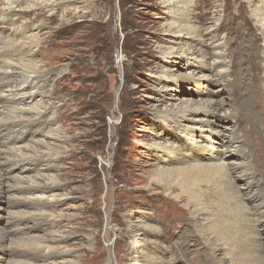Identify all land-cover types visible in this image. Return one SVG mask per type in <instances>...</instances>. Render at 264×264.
Instances as JSON below:
<instances>
[{"label":"rangeland","instance_id":"rangeland-1","mask_svg":"<svg viewBox=\"0 0 264 264\" xmlns=\"http://www.w3.org/2000/svg\"><path fill=\"white\" fill-rule=\"evenodd\" d=\"M174 1L178 7L187 0ZM192 1L184 19L176 17L174 7L166 0H48L47 8H29L27 2L20 1L14 8L19 24L28 26L22 32L23 39L0 21V41L16 48L34 41L30 61L22 60L18 66L26 79L46 81V75L63 70L51 85L45 82L52 95L42 106L53 109V130L59 138L52 144V154L62 155L55 181L64 185L57 194L63 204L56 215L73 224L69 236L72 241L61 250L75 253L72 260L76 262L131 264L127 233L135 227L142 230L141 244L164 260L163 264L207 261V249L188 211L153 182L160 166L153 146L173 139L175 133L174 123L168 125L160 119L162 111L219 89L199 86L196 79L186 82L180 78L188 72L206 73L200 62L193 63L187 55L172 58L169 63L168 68L178 75L176 81L158 78L166 65L163 53L185 46L184 37H189V46L210 50L206 37L210 25H215L212 40L226 48L233 71L229 78L232 111L250 106L238 114L234 125L241 129L250 150H255L251 160L261 175L264 112H260V93L264 90V68L258 27L246 0ZM4 4L0 0V7ZM255 4L260 6L261 0ZM185 19L196 27L199 40H190L186 31L177 33ZM215 67L221 69L220 65ZM247 111L254 113V119L249 120ZM12 116L10 110L0 114L6 122ZM196 132L210 135L205 130ZM185 143L180 151L190 154L191 144ZM197 157L205 164L210 155L199 151L187 159ZM201 174L209 181L204 185L199 178L200 188L206 190L203 200L209 213L204 222L213 229L214 224L228 223L235 208L225 195L226 176L216 169ZM178 194V190L173 192ZM7 207L2 198L0 227L9 219ZM25 246L29 247L16 242L12 247ZM146 253L142 251L139 256Z\"/></svg>","mask_w":264,"mask_h":264},{"label":"bare ground","instance_id":"bare-ground-1","mask_svg":"<svg viewBox=\"0 0 264 264\" xmlns=\"http://www.w3.org/2000/svg\"><path fill=\"white\" fill-rule=\"evenodd\" d=\"M20 1L27 2L29 8L41 5L47 8L49 4L48 0H4V6L0 7V21L22 37V32H26L28 26L19 24L20 17L14 6ZM255 1L246 0L250 16L261 35V66L264 68V0H261L260 6ZM165 3L175 8L172 10L179 19H184L187 10L193 5L192 0H187L178 7L174 0H166ZM177 28V33L186 31L190 40H199L196 27L188 23L187 19L185 25ZM214 30L215 25L207 27L209 51L203 47L189 46V37H184L182 42L185 46L176 50L166 49L163 53L162 60L167 69H161L159 79L176 81L178 75L174 69L168 68L169 63L172 58L187 55L193 63L200 62L206 73L199 72L196 75L188 72L180 75V78L186 82L196 79L199 86L213 85L219 89L206 92L196 100L186 101L182 106L172 104L171 108L160 113V119L164 123H174L175 133L173 139L153 146L154 156L160 164L155 170L153 182L168 196L173 197L176 203L183 204L188 211L196 234L199 235L202 246L207 249L204 252L207 257L204 264H264V136L261 134L259 175L251 160L255 150H250L247 141L241 137V129L234 125L238 114L248 110L250 106L237 112L232 111L233 91L229 78L233 71L226 59V48L212 40ZM33 42L29 41L16 48L7 41H0V114L5 110L13 113L7 122L0 118V154L3 157L0 160V200L3 198L7 202L9 215L8 221L0 227V263L81 264L80 261L72 260L75 253L61 250L66 243L72 241L69 236L73 224L56 215L63 204L57 194L64 185L55 181L62 155L52 154V144L59 138L53 130V109L42 106L52 95L45 82L51 85L63 70L46 75V81H40L37 77L26 79L18 66L22 60L30 61ZM10 46L11 50L7 51ZM219 65L221 69L218 70L215 66ZM260 94V112H264V90ZM245 113L249 120L254 119L253 112ZM197 129L205 130L210 135H198ZM44 130L46 131L42 133ZM40 132L41 135L36 140ZM187 141L191 144L188 149L191 150L190 154L188 151H180ZM214 143L216 146H213ZM199 151L209 152L210 157L205 164L198 157L187 159ZM210 169H216L226 176L225 195L235 208L228 223L223 220V225L214 224L213 229L204 222L209 213L203 200L206 190L200 188L202 182L204 185L209 184L205 180L206 175L201 172H208ZM199 178L203 181H199ZM235 181L241 184L235 185ZM175 190L181 194L173 195ZM127 234L133 259L131 264H163L164 260L141 244L139 238L142 230L135 227ZM16 242L26 243L29 247H12ZM142 251L147 255L139 256Z\"/></svg>","mask_w":264,"mask_h":264}]
</instances>
